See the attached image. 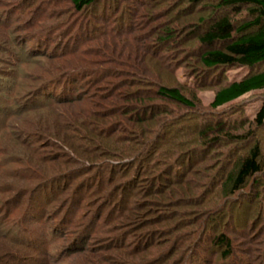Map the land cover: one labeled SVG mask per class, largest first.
<instances>
[{
    "label": "rangeland",
    "instance_id": "obj_1",
    "mask_svg": "<svg viewBox=\"0 0 264 264\" xmlns=\"http://www.w3.org/2000/svg\"><path fill=\"white\" fill-rule=\"evenodd\" d=\"M218 4L98 0L77 11L71 0H1L0 76L12 92L0 85V197L20 223L0 234V264H264V164L242 190H222L237 155L258 142L264 156V125L255 123L264 90L210 105L219 88L264 64L208 69L199 42L217 19L238 28L256 15ZM32 16L42 24L36 37L39 27L25 25ZM58 66L82 73L64 85L74 92L30 95L62 75ZM161 85L181 90L194 108L160 96ZM216 123L254 137L202 136ZM129 144L145 154L114 149ZM195 226L199 237L178 236ZM218 233L233 239L237 259L212 245Z\"/></svg>",
    "mask_w": 264,
    "mask_h": 264
},
{
    "label": "trees",
    "instance_id": "obj_2",
    "mask_svg": "<svg viewBox=\"0 0 264 264\" xmlns=\"http://www.w3.org/2000/svg\"><path fill=\"white\" fill-rule=\"evenodd\" d=\"M71 2L73 4L74 9H76L77 11H81L85 7L93 6L98 2V0H71ZM218 5L219 7L222 8H226V7L238 8L240 6H248L252 8L251 10L253 11V15H256V18L253 21L242 24L238 28H235L233 22L228 17H222L214 21L204 33L199 35V42L201 46L206 48V50L200 55L201 63L208 69H215L223 66L254 69L259 65H263L264 64V0H219ZM4 11H8L9 13L8 15L12 14L11 10L6 9ZM32 17L33 18H30V20L25 22V25H28L30 27L31 26L39 27L38 29L39 32H37L38 30L36 31L38 34L35 33L33 34L34 36H32V37H36L40 35V31H43L40 30L42 24H40L41 19L40 20L38 18L34 19V16ZM0 26L5 28V25L1 24V21H0ZM253 27L258 28L255 33L245 34L249 29ZM53 31L54 30H52V32ZM49 32L50 31H48L47 34H49ZM44 34L46 35V33ZM1 35L2 34L0 32V36ZM88 38L89 40L92 41L94 40L93 42H96L95 40L97 37H88ZM105 38L107 37H103V39ZM169 38L170 37H168V39ZM3 39L4 37H0V44L5 43V40ZM160 39L165 40L164 38H160ZM9 58H10L9 59L10 63L16 62V60L18 61L19 59L17 55H15V57L9 56ZM61 59L62 58H60V60ZM130 66L131 67L134 66L133 69L135 70V72L142 73L146 76V70L141 65L137 66V64H131ZM63 68L66 69L65 67H62V70ZM62 70L58 66V71H60L62 75L59 76L54 81L48 80L45 84H42L40 87H38L36 91L31 92L30 95L41 91L38 94L40 95L42 94V92L47 90L50 91L54 87L55 89H57V91H60L61 93L70 92L72 94L74 92L73 89H71V91L66 90V87L64 85H66L65 83L67 82L68 80L67 78H69V76H76L78 72L77 70L69 71V72H64ZM58 71H51V72L58 73ZM78 76L82 77L83 75L82 73H78ZM124 76H126V73H124ZM120 81L124 83L125 87L126 86L128 87L129 85L132 84L126 80L125 81L120 80ZM76 83L77 82H75V85ZM0 85L2 86L3 92L5 90L8 92L11 91V88H9L8 86L10 84L4 78H1V76H0ZM257 90H264V69L252 73L250 72L240 79L229 81L226 85L222 86L216 91L210 105L212 108L216 109L225 106L227 104L233 103L234 101L238 100L245 94ZM157 93L164 98H168L177 103L185 105L189 108H194V103L189 98H187L178 88L161 85L158 87ZM144 99L142 100V102L146 101V99L145 100ZM147 113L149 112L148 111L145 112L144 117H146ZM150 115L151 113H149L148 116ZM138 121H140V119H138ZM255 123L257 128H260L264 125V104L261 106L260 110L258 111L255 117ZM213 131H218L219 133L225 134V137L227 138L228 136H231V139L236 142L251 140L254 137V133L252 131H248L246 133L239 135H230L229 132L225 131L224 125L222 123H216L214 126H210L209 128L207 127L203 129L201 131V134L202 136H204L208 132H213ZM209 141L207 145L213 143L212 145L215 146V144H217L215 141L214 142L211 140ZM114 149L120 154L124 152L128 154L127 156L137 155L138 158L141 157L142 154H145V152H138V148H136L135 146H131L130 144L127 147H122L121 149H119L117 145H115ZM239 150L240 149H237L236 152H238ZM101 152L103 153V150ZM263 164H264V156L262 153V149L260 147V144L256 142L254 143L253 146L249 148V150L246 153H241L237 155L235 159L232 161L231 167L225 172V179L222 183V190H227V192L226 194L225 193L224 194L232 195L242 190L245 186H247L251 178L255 177L263 170ZM255 180L253 182L254 184L256 183ZM1 191L4 193L3 189H1ZM159 191H161V189H159ZM0 199L2 198L0 197ZM8 204L10 203L5 202L3 199L0 200V234L1 232L4 234L10 230H13V228H15L17 224L19 225L20 223L18 221V218L14 216L15 210L12 208L10 209V206ZM248 207L250 206L248 205ZM200 228H197V226L193 227L192 229L187 228L181 231V233H179L178 236L183 238H187L189 234L198 236L201 233ZM16 236L19 237V233ZM15 240L17 239L15 238ZM211 242L212 245H216L218 247L224 248V250L221 253L224 258L226 259L231 258L233 260L237 259V255H236L237 252L235 250L234 241L225 233L216 234L212 238ZM197 244H198L197 246L199 247L200 244L199 243ZM189 248L190 247L183 249L181 253L183 254L184 252L185 256L188 255L189 252L192 251V248L191 249ZM256 250L257 249H254V252ZM191 254H193V252ZM3 257H8V255L4 253ZM252 264H262V263L261 260L259 259V261L257 262L254 261Z\"/></svg>",
    "mask_w": 264,
    "mask_h": 264
}]
</instances>
